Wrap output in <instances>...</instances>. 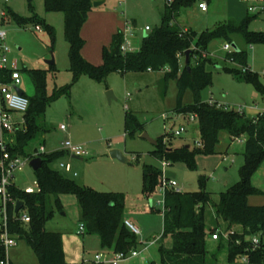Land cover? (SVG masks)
Segmentation results:
<instances>
[{"label":"rangeland","instance_id":"1","mask_svg":"<svg viewBox=\"0 0 264 264\" xmlns=\"http://www.w3.org/2000/svg\"><path fill=\"white\" fill-rule=\"evenodd\" d=\"M104 2L94 8V2ZM168 1L175 0H94L93 10L82 29L85 46L83 57L95 66L103 64V51L110 48L113 35L125 32L126 24L134 31L131 38L133 50L141 47L143 38L151 30L161 26ZM208 12L203 13L197 4L183 9L176 24L183 30L198 33L213 31L233 19L243 22L253 17L249 8L254 0H205ZM5 3V0L2 1ZM7 10V22L3 29L7 35V45L11 53V62L17 61L19 70L49 71L48 62L55 59V70L47 74V94L51 96L55 89L68 88L46 110L42 125L45 132L26 149L27 156L33 157L42 147L46 154L64 152L51 164V168L78 186L90 188L99 193L125 194V220L133 222L141 231L137 237L139 257L122 264H159V248H170L173 244L170 236L163 241L149 245L163 235L164 231V190L162 186L150 198L142 195L143 166H153L161 172L162 160L153 156L157 150L146 139L159 140L166 134L167 147L189 146L197 148L201 141L198 121L178 113V87L174 80L165 79V71L146 73H114L97 82L88 76H82L74 83L71 72L70 45L65 35V15L61 12H48L45 0H9L4 7ZM13 15L22 20L19 24ZM40 28V31L37 30ZM250 32L264 34V14L252 22ZM231 46L247 53V67L259 75L264 85V45H248L240 34L231 36ZM226 42L214 40L208 46L205 58L211 65L207 70L212 74L213 85L201 93L203 103L212 104L221 110L242 112L246 118L253 119L264 110V98L249 83L240 80L237 71L243 67L228 58ZM234 52L232 47L231 54ZM185 58H181L184 66ZM227 69L232 70L227 71ZM236 71V72H235ZM22 90L28 97L34 94V85L28 73L22 72ZM113 92L114 98L108 100L107 93ZM194 104V94L189 91L183 97L181 107L189 108ZM134 116L144 130L130 136L126 131V115ZM164 115L168 119H164ZM67 126V132L61 126ZM182 127L186 133L181 137L174 134ZM1 137V134H0ZM9 135H6L8 141ZM71 141L87 155L74 158L63 151L62 143ZM245 140L242 136L232 139L228 133H222L220 144L214 154L196 156L194 168L182 162H169L167 171L174 173L179 190L184 193L204 190L211 196V204L220 202V195L228 192L241 182L240 170L245 164ZM120 151L129 163L111 158V151ZM22 157V158H26ZM61 164H70L72 173L61 169ZM204 180V183L202 182ZM252 184L259 195L249 198L252 207L264 206V159L252 176ZM37 174L28 164L24 171L15 176L14 183L20 190L35 189ZM53 213L46 222V228L52 233L61 234L66 260L70 264H93L96 255L107 254V250L98 244L99 238L92 235H80L81 211L74 194L63 193L52 198ZM211 207L206 209V221L215 228ZM220 241L210 235L207 249L218 252ZM12 264H39L38 258L27 241L19 240L18 246L9 250ZM219 264H229L225 251L219 254ZM239 264H241L239 262Z\"/></svg>","mask_w":264,"mask_h":264},{"label":"trees","instance_id":"2","mask_svg":"<svg viewBox=\"0 0 264 264\" xmlns=\"http://www.w3.org/2000/svg\"><path fill=\"white\" fill-rule=\"evenodd\" d=\"M93 1L45 0L48 12H61L65 15V35L70 45L69 57L74 83L82 76L100 82L114 73L125 75L165 71L167 81L177 82V112L184 118L189 115H196L198 118L202 148L167 147L166 134L158 140L154 157L162 162H182L189 168H194L197 155L215 153L222 133H228L232 139L246 137L245 164L240 170L241 182L221 194L219 204H211V196L204 190V185L197 193L174 190L165 192L164 231L158 242L170 236L173 244L170 248H159V264H219V254L222 251L227 253L229 264L241 263L243 256L250 258V264H264V206L249 205V198L259 195L251 179L264 159V111L249 119L235 110H221L203 103L201 98V93L213 85L212 74L207 70L211 63L205 58L208 46L214 40H223L231 45V36L235 34L242 35L248 45H264L263 33L249 31L252 22L262 14H255L243 22L229 19L221 23L216 30L198 33L181 29L176 20L183 9L192 8L203 0H175L171 3L168 1L161 26L151 30L143 38L139 50L124 54L121 51L123 32H118L113 35L110 48L103 51V64L95 66L82 55L86 43L81 35L89 13L93 10ZM5 12L8 16L7 10ZM12 17L17 23H22L17 16ZM232 47L234 52L230 53L228 60L237 63L243 70L247 69L245 72L242 70V73L235 71L237 76L240 80L252 84L264 98V85L259 75L247 67V53L239 50L235 44H232ZM187 51H191L189 64H186ZM183 57L184 66L181 63ZM54 70L55 66H51L49 71L21 70L29 74L34 85V94L30 97L26 95L30 100V107L25 114V128L8 139L7 153L12 159L27 156L28 146L45 132L42 121L47 108L71 87L55 89L54 93L48 96L47 74ZM227 71L232 72L229 69ZM189 91L194 94V104L189 108H182L183 97ZM143 130L144 126L134 116L126 115V131L130 136ZM63 153L40 155L43 165L36 172L40 193L26 194L17 187L11 189L13 197L25 204L32 220L26 227L13 226V232L19 235L20 240L27 241L39 264H70L66 260L62 235L52 233L46 228V222L53 213L52 198L70 193L78 199L84 235L98 237L101 247L114 253L137 250L138 236L125 225V194L99 193L78 186L63 177L51 168L54 160ZM142 170V195L150 198L162 186V172L148 165L143 166ZM202 182L204 183V180ZM208 207L213 211L215 228L206 221L205 212ZM218 229H222L227 237H220L219 251L211 252L207 249V239ZM255 236L261 237V246L253 251L251 239Z\"/></svg>","mask_w":264,"mask_h":264},{"label":"built area","instance_id":"3","mask_svg":"<svg viewBox=\"0 0 264 264\" xmlns=\"http://www.w3.org/2000/svg\"><path fill=\"white\" fill-rule=\"evenodd\" d=\"M0 0V251H2V258L0 259V264H11L9 257V250L18 246V241L20 240L19 235L14 233L13 226L26 227L31 223V217L28 211L25 209V204L22 209L17 213V204L20 202L13 197L11 189L16 187L14 184L15 176L17 173L24 171V169L31 163L32 160L40 158V155L46 154V149L42 147L36 152L35 156L30 158L18 157L12 159L7 153L6 135L9 137L15 134L17 131L23 130L26 126L25 114L28 112L30 107V100L24 95H19L17 89H22V72L19 70L18 62H11L8 58L11 50L7 45V35L3 29V24L7 22V15L4 7L9 3V0H5L2 3ZM245 2H250L251 0H243ZM172 2V1H171ZM199 9L203 13L208 12V4L205 0L201 1L198 5ZM253 14H264V0H254V4L249 8ZM40 31V28L37 27ZM146 32H151L149 27L145 28ZM134 35V31L126 24V30L123 32V44L121 46V51L124 54L135 52L133 50V43L131 38ZM225 50L231 53L232 46L230 44L225 45ZM244 72L247 69L243 70ZM212 105V104H211ZM242 113V112H240ZM165 120L168 119L167 115L163 116ZM189 119L192 122L198 120L196 115H190ZM61 130L67 132V126L62 125ZM186 133V128L182 127L174 135L176 137H181ZM197 148H202V141L197 142ZM63 151H66L73 155V157H83L87 153L82 151V149L73 144L71 141L67 140L62 143ZM169 166L168 162H162V188L164 194L166 191L174 190L181 192L179 190V185L174 179L167 178V168ZM61 169L65 170L66 173L71 174L72 167L70 164H61ZM26 194L40 193L41 189L38 182H35V189L28 188L23 190ZM163 194V195H164ZM164 204V202H163ZM126 227L134 233L136 236L141 235L140 229L131 221H125ZM84 227H80V235L84 234ZM214 240L218 241L220 237L226 238L227 235L222 229L216 230L212 234ZM157 238L154 242H149L152 245L158 242ZM253 245V251L257 250L261 246V237L255 236L251 239ZM140 253L136 250L129 253H111V254H99L95 256L93 264H122L123 262L135 259L139 257ZM242 264H250V258L248 256H243L241 258ZM90 264V263H87Z\"/></svg>","mask_w":264,"mask_h":264},{"label":"water","instance_id":"4","mask_svg":"<svg viewBox=\"0 0 264 264\" xmlns=\"http://www.w3.org/2000/svg\"><path fill=\"white\" fill-rule=\"evenodd\" d=\"M103 4H104V2H98V1L94 2V8H98V7L102 6ZM190 55H191V51H187L186 55H185L186 56V64H189ZM48 65L49 66H55V59L52 58V60L48 62ZM17 93L22 96V95H24L25 92L22 89H17ZM107 96H108L109 102H111L112 99L114 98L113 92H111V91L107 93ZM142 138L146 139L147 141H149L154 146L158 145V141L152 140L147 134H144L142 136ZM110 155H111V158L114 160H118L122 163H129V161L124 157V155L120 151L113 150V151H111ZM74 158H77V157H74ZM42 165H43V159L42 158H36V159L32 160L30 163V166L33 168V170L35 172L39 171L42 168ZM175 177H176V175L174 173L167 172V178L168 179H174ZM23 205L24 204L22 202H19L17 204V209H16L17 213L20 211V209H22Z\"/></svg>","mask_w":264,"mask_h":264},{"label":"crops","instance_id":"5","mask_svg":"<svg viewBox=\"0 0 264 264\" xmlns=\"http://www.w3.org/2000/svg\"><path fill=\"white\" fill-rule=\"evenodd\" d=\"M263 111H264V110H263ZM263 111H262V112H263ZM259 114H260V113H259ZM67 153H68V152H67ZM14 184H15V183H14ZM127 220H128V219H127ZM129 221H130V220H129ZM83 235H84V234H83ZM159 238H160V237H159ZM98 244H100V242H99ZM106 250H107V249H106ZM107 252H108L107 254L114 253V252H113V251H111V250H107ZM11 264H12V263H11Z\"/></svg>","mask_w":264,"mask_h":264}]
</instances>
